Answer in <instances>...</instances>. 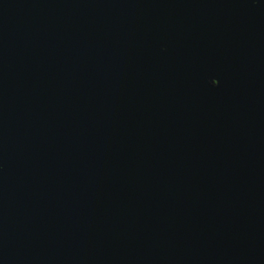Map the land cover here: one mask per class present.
Instances as JSON below:
<instances>
[{"label": "water", "instance_id": "1", "mask_svg": "<svg viewBox=\"0 0 264 264\" xmlns=\"http://www.w3.org/2000/svg\"><path fill=\"white\" fill-rule=\"evenodd\" d=\"M0 264H264V0H0Z\"/></svg>", "mask_w": 264, "mask_h": 264}, {"label": "snow or ice", "instance_id": "2", "mask_svg": "<svg viewBox=\"0 0 264 264\" xmlns=\"http://www.w3.org/2000/svg\"><path fill=\"white\" fill-rule=\"evenodd\" d=\"M216 83H218V81H216Z\"/></svg>", "mask_w": 264, "mask_h": 264}]
</instances>
